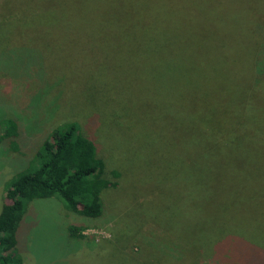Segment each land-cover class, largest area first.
Instances as JSON below:
<instances>
[{
    "label": "rangeland",
    "instance_id": "rangeland-1",
    "mask_svg": "<svg viewBox=\"0 0 264 264\" xmlns=\"http://www.w3.org/2000/svg\"><path fill=\"white\" fill-rule=\"evenodd\" d=\"M169 6L192 16L101 22ZM259 27L264 0H0V118L20 131L0 138V210L63 123L119 175L98 219L28 203L10 264H264V137L214 143L204 121L264 122Z\"/></svg>",
    "mask_w": 264,
    "mask_h": 264
},
{
    "label": "trees",
    "instance_id": "trees-1",
    "mask_svg": "<svg viewBox=\"0 0 264 264\" xmlns=\"http://www.w3.org/2000/svg\"><path fill=\"white\" fill-rule=\"evenodd\" d=\"M224 1L230 2V0ZM190 16L192 15L188 11L181 13L176 11L175 6H169L165 7L164 12L130 10L125 17L124 13L119 12L101 22L105 23L109 20L117 26L125 21H150L153 17L168 20L184 19ZM250 23L263 24L258 18L252 20V15L248 24ZM259 28L264 41V27ZM261 46L264 53V43ZM31 55H41L40 50H32ZM214 118L212 113L204 117L205 127L210 128L209 138L214 143L221 140L222 143H230L233 146L235 142L242 143L244 138L256 142L260 137H264V122L245 117L237 120L234 118L229 121V126H224L218 133L213 122ZM17 125L16 120L0 118V130L3 131L0 138L13 139L10 140L11 143L18 145L14 140L20 134ZM230 136L232 140H229ZM206 148L216 150L215 147ZM30 161L33 168L11 179L3 191L0 210V264L13 262L9 254L15 252L16 231L26 213L28 203L34 200L55 199L60 201L69 213L80 216L82 219H98L104 213L102 193L111 186L109 176L111 178L119 176L115 171L106 170L105 162L98 156L95 144L83 135L75 122L63 123L52 128ZM115 185V183L112 184V186ZM67 231L70 238L83 239L82 226L70 225Z\"/></svg>",
    "mask_w": 264,
    "mask_h": 264
}]
</instances>
